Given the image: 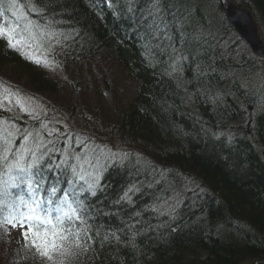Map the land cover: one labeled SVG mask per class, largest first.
<instances>
[{
  "label": "trees",
  "instance_id": "trees-1",
  "mask_svg": "<svg viewBox=\"0 0 264 264\" xmlns=\"http://www.w3.org/2000/svg\"><path fill=\"white\" fill-rule=\"evenodd\" d=\"M235 1L261 14L258 21L264 36V0ZM20 2L27 5L35 0ZM222 5V0L219 4L216 0H190L194 22L206 25L212 10L219 14V18L212 19L217 42L213 44L210 69L215 71L199 76L196 64L189 60L184 65L183 82L165 74L171 61L158 42L147 37L143 21L138 24L136 18L124 11L126 0H112L111 7L105 0H57L53 5L58 10L57 18L66 22L60 26L63 30L75 27L82 33L79 46L73 45L74 51L66 57L61 54L64 60L76 63L77 67L95 65L103 55V61L109 57L123 76L134 83L130 89L120 86L126 93L125 102L119 104L109 97L111 90L100 88L97 110L112 112L107 134L123 137L130 161H137L132 158L134 151L140 153L141 166L156 169L150 178L162 182L133 196L136 209L143 210L148 204L160 207V212L150 211L141 217L145 226L150 223L154 231L136 237L138 251L106 244L103 249L78 253L64 264H118V260L119 264H264V94L252 82H243L244 70L250 72L258 58L251 53L244 56L237 50L246 41L233 29ZM25 11L37 22L45 19L27 8ZM217 18L220 21L216 22ZM0 24L5 21L0 20ZM19 24L17 32L23 34L26 43L30 42L25 23ZM171 35L179 46L180 37L174 28ZM21 50L33 60L44 55L41 48ZM199 62L208 67V56ZM6 68L13 76L14 71L22 72L32 92L53 96L66 87L49 76L50 68L28 63L0 40V72ZM108 69L105 66L106 72H110ZM75 72L72 77L85 86L90 85L85 82L91 74L95 81L89 90L96 91L98 75ZM15 92L10 83L0 82L2 97L9 98ZM89 113L91 118L102 116ZM10 115L0 110L5 119ZM19 120L16 122L23 128L24 123ZM221 132L224 136L219 139L213 135ZM140 178L128 162L125 167L111 168L106 173L104 182L108 186L103 194L97 199L89 198L96 209L113 213H97L98 219L91 221L94 228L101 226V235L106 228L123 227L122 221L131 223L129 214L133 208L115 205L114 201L127 185ZM189 182H196L202 189L194 192ZM173 185L183 194L176 205H172L171 199ZM173 206L175 211L171 212ZM6 237L5 231L0 230V243ZM94 238L99 242V237ZM17 246L4 264H41L25 258L31 252L22 250L21 241Z\"/></svg>",
  "mask_w": 264,
  "mask_h": 264
},
{
  "label": "snow or ice",
  "instance_id": "snow-or-ice-1",
  "mask_svg": "<svg viewBox=\"0 0 264 264\" xmlns=\"http://www.w3.org/2000/svg\"><path fill=\"white\" fill-rule=\"evenodd\" d=\"M105 2L111 7L112 0ZM142 2L145 7L139 6ZM216 2L219 4L220 0ZM56 3L57 0H35L25 5L20 0H0V20L11 23L6 13H11L16 21L23 19L30 42L26 43L23 34L17 32L19 23L12 27L0 24V40L28 63L44 69L62 66L58 57L74 51L73 45L79 46L82 33L75 27L71 31L60 27L66 22L57 18L58 10L53 7ZM25 8L45 19L37 22ZM124 11L136 18L138 24L143 21L147 37L156 40L167 54L171 62L167 64L166 75H174L183 82L184 65L189 60L196 64L199 76L215 71L210 69V63L213 44L217 42L212 32V19L219 15L217 12L209 13L205 25L194 22L190 0H126ZM173 28L180 37L179 46L171 35ZM25 47L41 48L44 55L33 60L21 50ZM205 55L209 58L208 67L199 62ZM6 99L0 96V110L11 113V106L4 107ZM8 103L11 105L10 100ZM16 104L33 123L21 128L14 115L7 119L0 116V230L6 235L17 230L22 250L31 252L25 258L41 264H58V260L64 264L78 253L103 249L106 244L138 251L136 237L154 231L150 223L145 226L141 217L150 211L160 212V207L148 204L143 210L136 209L133 196L144 188L161 185L160 180L150 178L156 169H144L139 160L130 161L128 153L94 144L86 133L70 129L68 122L48 117L43 107L25 106L19 98ZM213 135L219 139L224 133ZM126 162L135 169V176L141 178L127 185L114 204L133 208L129 214L131 223L122 221L123 227L106 228L101 235V226L94 228L91 221L98 219V215L113 213L96 209L89 198L97 199L103 194L108 186L104 182L106 173L111 168L125 167ZM170 211L174 212L175 207ZM94 237H99V242Z\"/></svg>",
  "mask_w": 264,
  "mask_h": 264
},
{
  "label": "rangeland",
  "instance_id": "rangeland-1",
  "mask_svg": "<svg viewBox=\"0 0 264 264\" xmlns=\"http://www.w3.org/2000/svg\"><path fill=\"white\" fill-rule=\"evenodd\" d=\"M235 3V0H222L223 14L226 13L225 10L228 7V4H233L235 7ZM212 12H217V10L214 9L212 10ZM252 13L254 14L255 21L258 22L257 25H259L261 14L256 13L255 11H253ZM217 17L219 18V15H217ZM226 17L227 19H229V16L227 14ZM218 18L216 19V22L220 21ZM8 20L10 22L19 23V21H16V19L12 17L11 13L8 17ZM20 22L25 23L23 19H21ZM261 37H263L264 40L263 30H261ZM242 46L243 47H238L237 49L239 52H241V54L246 56L251 53L259 59H256V62L253 61L254 67L250 68V72L249 70H244V77L246 79L243 82H245L246 84H250V82H252L256 88L261 89V94H264V52L260 55V53L252 50V46H250L247 42H245V44ZM26 51L30 52V50ZM58 59L64 60L61 55L58 57ZM103 60V55H100L99 61H97V63L95 62V65L87 63L86 65L81 64L79 67L76 66V63H71L70 60H64L62 64L64 65V67L58 66L48 69V74L51 78H57L66 85L65 89L62 88L60 91L57 90V93L53 96L46 95L45 93L42 94L40 92H32V89L30 90L27 79L21 75L22 72L18 73L14 71L13 68L12 70L15 73V75L13 76V72L10 71V68H6L3 72H0V76L3 78L0 79V81L1 83H3V81L10 83L11 88H13L16 92L5 100L4 105L8 107L11 106L12 112L9 114L14 115L17 120L20 119L19 121L24 123V126H31L33 122L29 119V117L24 116L20 112V108L16 104L17 98H19L20 102L25 106H29L32 108H36L37 106L43 107L47 111L48 117H55L56 120L68 122L70 129L74 128L78 133H86L87 137H90L94 144H98L100 146L107 145L113 148V150H119L122 153H128V149L126 148L123 137L121 139L112 136V134H107V125L109 127L110 122L113 121V118L111 117L112 112H98L97 106L100 104V101L97 97V93L100 88L102 90L103 88H107L108 90H111V95L109 97L116 100V104H119L120 102L124 103L125 101L123 100V95H125L126 92L123 89H130L132 86H134V83L132 82V80H128V78L123 76V72L112 63L109 57H106L105 61ZM66 65H68L69 67ZM105 66H107V68H110L108 69V71L110 72H106ZM75 70H80V72L85 73L92 72L95 76H99L100 81L96 85L95 92L93 91V93H91L92 90H89V86L93 81H95L91 74L90 77L92 79L88 78V80L85 82V84L90 85L85 86L82 81H76V77H72L76 74ZM103 74L107 75L104 77ZM120 86H122L123 89ZM0 95L2 96V94ZM9 100L11 101V105H9L8 103ZM88 111L96 112L97 114L100 113L102 116L91 118V114ZM41 115L43 117V113ZM95 121L98 123L97 125ZM17 125L19 126V124ZM117 146L119 147L117 148ZM144 155L142 156V158H147L153 163V161L147 155L145 157ZM138 156L140 157L141 154L135 153L134 151L132 155L133 160H138ZM158 166L159 165L157 164V167ZM190 185L193 187L194 192L200 191L202 189V186L197 184L196 182H189V186ZM171 193L173 194V197L171 198L173 200L172 205L179 204V202L181 201L180 199L183 197V194L180 192V190H176V187L174 185ZM166 204L167 203H164L163 205L166 206ZM17 234L18 231L14 230V233H12V235H6V239L0 243V264H4L7 261V257H10L14 253L15 249H17V244L19 242V237L17 236Z\"/></svg>",
  "mask_w": 264,
  "mask_h": 264
},
{
  "label": "water",
  "instance_id": "water-1",
  "mask_svg": "<svg viewBox=\"0 0 264 264\" xmlns=\"http://www.w3.org/2000/svg\"><path fill=\"white\" fill-rule=\"evenodd\" d=\"M235 7L230 4V10L226 13L229 16L230 23L234 30L238 31L242 38L250 43L253 50L261 55L264 52V40L261 39L260 29H258L255 19L248 9L246 10L236 5Z\"/></svg>",
  "mask_w": 264,
  "mask_h": 264
},
{
  "label": "bare ground",
  "instance_id": "bare-ground-1",
  "mask_svg": "<svg viewBox=\"0 0 264 264\" xmlns=\"http://www.w3.org/2000/svg\"><path fill=\"white\" fill-rule=\"evenodd\" d=\"M229 10H230V9H229V4H228V7H227V8H226V10H225V11H226V13H228V12H229ZM226 13H225V14H226Z\"/></svg>",
  "mask_w": 264,
  "mask_h": 264
}]
</instances>
